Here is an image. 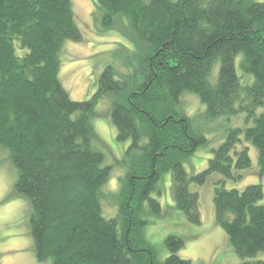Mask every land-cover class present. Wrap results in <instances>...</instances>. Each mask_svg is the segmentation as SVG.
<instances>
[{"label": "trees", "instance_id": "trees-1", "mask_svg": "<svg viewBox=\"0 0 264 264\" xmlns=\"http://www.w3.org/2000/svg\"><path fill=\"white\" fill-rule=\"evenodd\" d=\"M96 8L102 27L122 33L133 50L123 57L126 73L106 66L92 98L75 101L60 80L65 43L83 41L72 0H0V146L17 167L16 192L30 202L37 259L190 264L177 255L179 236L166 238L170 254L160 263L147 236L151 215L163 212L152 194L169 173L175 207L200 225L192 187L219 174L216 224L241 264H264L263 186L225 185L252 167L249 149H238L243 140L258 149L264 175V2L98 0ZM187 92L209 118L246 113L250 123L230 130L198 174L185 160L208 139L179 108ZM104 97L117 140L130 141L117 192L105 190L112 168L94 147L92 121ZM105 202L118 206L116 216L105 217Z\"/></svg>", "mask_w": 264, "mask_h": 264}, {"label": "rangeland", "instance_id": "rangeland-1", "mask_svg": "<svg viewBox=\"0 0 264 264\" xmlns=\"http://www.w3.org/2000/svg\"><path fill=\"white\" fill-rule=\"evenodd\" d=\"M98 0H72L75 18L83 41L65 43L60 71V80L75 101L89 100L97 92L102 71L108 65L118 75L128 71L124 63L127 53L133 50L132 44L117 30L105 29L97 11ZM263 1L264 0H258ZM240 71V70H239ZM241 76H245L240 71ZM181 112L191 119L196 131L203 133L207 144L198 148L185 160V169L190 174H198L208 167L213 149L218 148L227 138L230 130L248 126L246 113L234 116L209 118L206 105L195 93L184 94L179 106ZM95 137V149L104 154V164L111 166V178L105 190L117 192L121 178L128 172L125 153L130 141L117 140V129L111 121L110 103L104 97L98 104L97 114L92 121ZM247 147L252 159V167L242 171V178L227 180L226 188L244 189L250 184H260L264 189V175L259 172L258 149L243 140L238 149ZM18 170L10 153L0 146V264H53L52 259L39 261L36 255L35 241L30 225V202L16 192L15 185ZM223 179L213 174L204 185H193L200 195L202 223L192 224L186 215L175 207L172 196L171 175L164 174L152 197L157 198L163 212L152 216L147 233L155 245L160 263L170 254L166 238L179 236L184 246L177 252L190 264H241L242 259L229 243L224 230L216 224L214 207V184ZM112 194V193H111ZM112 198L117 202L116 196ZM264 202V200H263ZM118 204V203H117ZM105 202L103 206L106 218L116 216L118 206ZM264 258V253L260 254Z\"/></svg>", "mask_w": 264, "mask_h": 264}]
</instances>
